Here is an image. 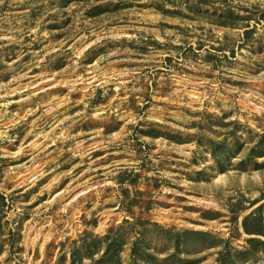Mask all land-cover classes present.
<instances>
[{
  "label": "rangeland",
  "instance_id": "rangeland-1",
  "mask_svg": "<svg viewBox=\"0 0 264 264\" xmlns=\"http://www.w3.org/2000/svg\"><path fill=\"white\" fill-rule=\"evenodd\" d=\"M263 205L264 0H0V264H264Z\"/></svg>",
  "mask_w": 264,
  "mask_h": 264
},
{
  "label": "trees",
  "instance_id": "trees-1",
  "mask_svg": "<svg viewBox=\"0 0 264 264\" xmlns=\"http://www.w3.org/2000/svg\"><path fill=\"white\" fill-rule=\"evenodd\" d=\"M254 212L255 213H253V214L251 213L250 215L245 217V219L243 221V227H244L245 231L247 233H249V234L264 235V223H263V219H264V205L263 206H259V208L256 211H254ZM254 224H256L255 227H252ZM167 232L170 233L169 230ZM187 234H188V232L178 233L177 235H178V237H181V235H187ZM248 241H250L251 243H255L254 248H256V249L259 248V245H264V240L258 239L256 237L250 238V239H248ZM211 243H213V241ZM112 247L113 246H110L106 250L104 255L102 256L103 259L101 258V260H100L102 263L105 262L106 264H109L110 262H108V261L112 260L111 257H110V251L113 250ZM263 251H264V248H263ZM115 253H116L115 254L116 255V259H115L116 263L121 264L120 257H119V250L117 251V249H116ZM108 255H109V257H108ZM151 257L155 258L153 256H151ZM100 261L97 260V264ZM115 261L112 260L111 263L115 262ZM165 261H166V259H164L159 264H165ZM168 261H169V259H168ZM178 262L180 264H182V263L190 262V261H189V259L179 258ZM73 264H83V263L79 262V261H75V262H73Z\"/></svg>",
  "mask_w": 264,
  "mask_h": 264
}]
</instances>
